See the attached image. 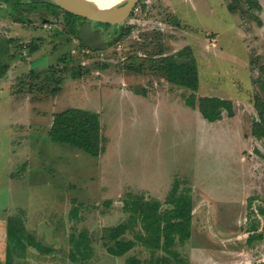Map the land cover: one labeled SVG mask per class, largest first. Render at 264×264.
<instances>
[{"label": "rangeland", "instance_id": "374dc122", "mask_svg": "<svg viewBox=\"0 0 264 264\" xmlns=\"http://www.w3.org/2000/svg\"><path fill=\"white\" fill-rule=\"evenodd\" d=\"M245 8L240 0H140L124 23L102 30L107 46L90 49L61 18L36 10L13 19L0 2L10 65L0 78L3 264L14 214L50 249L28 247L12 264H72L70 235L83 229L94 250L89 264L147 257L140 245L110 254L104 227L126 219L128 193L165 202L177 179L192 187V235L175 245L189 264L264 263V138L251 133L254 96L264 95V29L258 33ZM121 25L130 32L113 41ZM30 41L39 44L34 53L22 46ZM188 47L198 67L196 95L231 98L234 116L206 119L186 103L192 91L166 79L160 62ZM68 107L98 112V155L50 138L54 114ZM253 232L262 237L248 241Z\"/></svg>", "mask_w": 264, "mask_h": 264}, {"label": "trees", "instance_id": "16d2710c", "mask_svg": "<svg viewBox=\"0 0 264 264\" xmlns=\"http://www.w3.org/2000/svg\"><path fill=\"white\" fill-rule=\"evenodd\" d=\"M240 1L246 6L241 12L250 13L257 24L261 25V18L258 13H255L262 9L259 0ZM0 2L9 6L7 14L13 19H24L25 16L20 17L24 11L36 10H43L55 19L61 18L67 30L79 39L77 25L84 17L63 9L52 0H0ZM232 3L230 4L232 8H240L237 5L232 6ZM102 25L111 26L109 23H102ZM129 32L130 27L126 28L121 25L114 41ZM80 43L89 48L81 40ZM1 45L0 78L7 73L10 66L8 62H3L6 45L0 42ZM22 46L29 53H34L39 49V44L35 41L22 44ZM183 55L184 57L180 59L179 57ZM62 57L65 58V55ZM160 63L161 70L169 82L187 87L192 91L187 95L186 103L198 108L206 119L219 120L225 111L230 117L235 115L234 101L231 98L196 95L199 89V73L190 47L180 51L178 56L165 57L163 63ZM259 70L261 72L259 80H261V88L264 91V62L260 64ZM254 106L258 117L253 119L251 133L258 138H264V95L255 94ZM49 135L54 141L69 143L91 155H98L103 149L99 114L93 110L68 107L55 113L49 128ZM252 200L253 198H249L250 204ZM165 203L168 206H165ZM123 205L125 211L128 212L126 219L117 224L105 226L103 230L104 245L110 254L123 256L140 245L149 251V256L129 255L125 258L124 264H189L188 259L175 249L177 243L187 242L192 235L194 204L192 187L188 182L175 180L168 190L165 202L155 197H146L144 194L128 193ZM260 211L264 213V207ZM78 212V207L74 206L71 211L72 217H77ZM257 227L258 225L253 223L250 229L255 231ZM6 229L5 264H12L14 256L25 254L28 247H33L43 253L50 249L28 231L23 218L18 214L8 216ZM89 236L86 229L70 235L72 264H89L94 252ZM255 237L261 238L262 233H251L248 241H252ZM0 264H3L1 259Z\"/></svg>", "mask_w": 264, "mask_h": 264}, {"label": "water", "instance_id": "95a60500", "mask_svg": "<svg viewBox=\"0 0 264 264\" xmlns=\"http://www.w3.org/2000/svg\"><path fill=\"white\" fill-rule=\"evenodd\" d=\"M52 1L63 9L85 18L77 25L78 37L89 48L99 49L111 41L104 38L102 30L93 27V22L122 24L139 0H115L116 2L110 6H100L101 1L96 0Z\"/></svg>", "mask_w": 264, "mask_h": 264}, {"label": "crops", "instance_id": "0c3cea01", "mask_svg": "<svg viewBox=\"0 0 264 264\" xmlns=\"http://www.w3.org/2000/svg\"><path fill=\"white\" fill-rule=\"evenodd\" d=\"M259 2L262 6V9L260 11H258L257 13H258L259 17L261 18L262 24L261 25L257 24L256 26H257L258 33L261 34L260 31H262L264 29V0H259Z\"/></svg>", "mask_w": 264, "mask_h": 264}, {"label": "bare ground", "instance_id": "6f19581e", "mask_svg": "<svg viewBox=\"0 0 264 264\" xmlns=\"http://www.w3.org/2000/svg\"><path fill=\"white\" fill-rule=\"evenodd\" d=\"M96 1H101L99 2L100 6H110L116 2L115 0H96Z\"/></svg>", "mask_w": 264, "mask_h": 264}, {"label": "flooded vegetation", "instance_id": "af4514ba", "mask_svg": "<svg viewBox=\"0 0 264 264\" xmlns=\"http://www.w3.org/2000/svg\"><path fill=\"white\" fill-rule=\"evenodd\" d=\"M85 18L81 19L79 21V23L84 20ZM78 23V24H79ZM93 27L96 28V29H100V30H104L106 27L102 25V23H99V22H93ZM115 39V38H114Z\"/></svg>", "mask_w": 264, "mask_h": 264}]
</instances>
